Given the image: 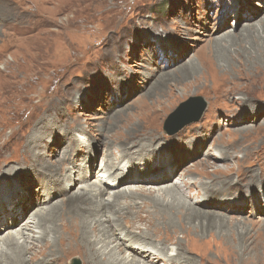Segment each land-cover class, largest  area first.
Masks as SVG:
<instances>
[{"label":"rangeland","instance_id":"374dc122","mask_svg":"<svg viewBox=\"0 0 264 264\" xmlns=\"http://www.w3.org/2000/svg\"><path fill=\"white\" fill-rule=\"evenodd\" d=\"M257 31L261 38L246 37ZM260 57L264 0H0V225L28 203L33 211L22 223L39 209L56 211L48 235L60 250L51 253L45 239L26 236L28 263L57 255L61 264H86L89 253L70 249L68 230L74 216L94 205L69 199L85 174L90 185L108 186L109 173L100 175L111 155L134 179L151 170L175 174L158 185L107 188L103 200L130 189L147 195L165 185L186 189L184 181L218 190L204 206L184 198L214 217L196 220L186 236L178 222L179 233L153 222L149 234L167 256L179 248V264H264ZM191 97L203 98V113L174 130L196 108L168 125L169 117ZM138 198L129 199L131 212L103 214L101 227L129 222L134 232H141L132 228L138 224L148 233L152 209H142ZM10 231L16 232H0V241ZM152 258L142 260L166 262Z\"/></svg>","mask_w":264,"mask_h":264},{"label":"bare ground","instance_id":"6f19581e","mask_svg":"<svg viewBox=\"0 0 264 264\" xmlns=\"http://www.w3.org/2000/svg\"><path fill=\"white\" fill-rule=\"evenodd\" d=\"M259 32L260 31H257L256 34L254 33V35H252V33L247 34L246 37L255 41V39L257 40L261 36ZM230 42H232L231 39H230ZM259 62L262 63V65H264V58L260 57ZM214 154L217 156L222 155V153L220 154L218 150H215ZM72 158H74V156ZM106 159H107V163L105 164L103 168V174H101L100 177L102 180H104L105 179L104 174L109 173L107 177L108 180L110 179L109 180L110 182H108L109 183L108 186L103 187L101 185H98L97 183L90 185L88 183L90 176H87L85 174L82 178V181L85 183V185L81 187L80 192L78 191L76 194H74L72 199H69V200H72L73 202L80 203V204L84 201V199H86L89 201V203L94 205L92 208L90 207V210L87 212V214L86 212H81V215H78L76 217L74 216L73 219L70 220L71 223H70L69 230H68V232L70 233L69 238H71L69 242L70 249H73V250L76 249L78 253H82V254L85 252H88L90 255V258L87 261L85 259L86 264H129L130 262L135 263V264L136 263L141 264L140 260L146 259L150 255H152L153 257L151 259L153 263L158 260L164 259L166 261L165 264H179L178 261L174 260V257L176 256V254L179 253L178 252L179 248H177L175 255L167 256L168 251H169L167 247H165L164 244L156 245L157 241L151 238L149 233L151 232V228H153L152 226L153 222L154 224L157 223L158 225H163L165 227L164 229H172L173 233H179V230L177 229V222H178L180 224L179 226H181V229H182L181 233H184L183 236H186L187 232L190 233L191 228H193L192 226L196 222V220L201 221L202 219H208V218L212 219L214 217L210 215V213L200 211L198 207H196V205L194 204L195 202L190 203L189 201H186L184 198L190 199L191 201H193V199L195 198H198L199 200L197 201L196 204L201 203V205L203 204L204 206V204H206L205 201L208 202V201L214 200L215 192H217L218 190L215 187H213V184H210L209 186L202 188V186H200L201 184L200 185L197 184L199 186L198 187L197 185H194L193 183H188L184 181V188L186 189H183L181 185H178V184L174 186L165 185V187L163 186L161 188H158L156 189V191L153 190L149 192L148 195L147 193L141 190L139 191L136 189H132V190L130 189V190L118 191V193L114 192L113 195L110 196L112 197L111 199L103 200L101 196L107 193L108 191L107 188L111 190H115L116 188L122 187L123 185H130L135 182L141 185L142 184L158 185L160 183L169 181L170 177L175 174L173 170L171 171L168 170L166 172L162 170V171H158L156 174L154 173V171L151 170V171H147L143 173L141 172L136 173L135 176H138V178L134 179V178H131L133 174L129 175L131 174V171L130 173H127L126 170L124 172H123V169L120 171L118 170L119 167L116 164V162L112 160L111 155H108V158L106 157ZM67 166L69 167V165ZM215 167L205 164L203 169L205 170L207 168H212L214 173H218L219 169H216ZM154 175H156L157 178L151 179V177H154ZM222 187H223V184L220 185L218 189H221ZM156 192H159L160 195L159 194H157L158 196L155 195ZM140 195L141 197H144V198H141V199L138 198V196ZM130 198L140 199L141 201L140 204H141L142 209H146L148 207L152 209L146 212V216L149 217L150 220L152 221L150 222L149 220V224H148L149 226L147 228L150 231L145 234V232L142 231L143 227L137 226L138 225L137 224V225H134L132 228L136 229L137 231L141 229V232L138 234L134 232V230H131L129 228V225L131 224L129 222L126 223L125 225H122L120 223H117V224L114 223L115 228L113 229H111L107 224H106L107 226H104L105 225L104 224L103 225L104 227H101L103 223V220H102L103 214H106L107 216V213L117 214L119 211L125 212V210L131 212L132 206L129 202ZM145 198H150L151 202L147 201V199ZM123 199H125L126 201L122 205L120 201ZM207 206L210 207L209 203ZM30 207L31 205H29L28 203L27 210H22L21 214H19L20 215L19 217L13 216L9 224L7 221V224L2 223L0 225V232H3L4 230H7V229H12V227L16 231L15 233H12L10 231L11 233L7 234L4 237V239L0 241V264L3 261H6V264H29L28 260L25 257L32 248H29L26 245L28 242L26 239V236L27 238L28 237L30 238L37 234L39 239H45L44 244L46 245V248H50V247L52 248L51 253H54L60 250L59 248L55 247L57 246V244L55 243V240L49 239L50 237L48 235V231L50 230L53 231L54 229L55 225L53 224L55 221L56 211L53 210L51 212L47 211V213H42L40 211L42 209H39V212H36L35 214H33L32 216L33 220H30L26 223H22L23 222L22 220L24 219V217L28 213L33 211V210H30ZM114 220H116V218ZM110 221L112 220H109L108 222ZM132 221L136 222V220H132ZM204 226H206V224ZM98 231L100 232L99 233L100 240H97L98 237L96 235V232ZM105 236H107V242L103 240V237ZM126 240H128V243H126ZM99 244H102L101 247L96 248ZM151 248L156 249L157 253L156 252H155L156 254L153 253L155 250ZM147 249H150V251ZM121 251H123L124 253H128V255L121 258L120 257V255L122 254ZM57 253L58 252H56V254ZM53 257L55 258L50 257L49 260H46V261L41 260L39 261L40 263H37V264H56L54 261H57V264H61L62 260L58 258L57 255ZM142 262L144 263L143 260Z\"/></svg>","mask_w":264,"mask_h":264},{"label":"water","instance_id":"95a60500","mask_svg":"<svg viewBox=\"0 0 264 264\" xmlns=\"http://www.w3.org/2000/svg\"><path fill=\"white\" fill-rule=\"evenodd\" d=\"M190 106H195L196 109H195L194 113L187 120H185L182 124H180V126L177 125L174 130H177V129L181 128L183 125L191 123L193 120L198 119L205 109V102H204L202 97H191V98H189L186 102L182 103L179 106V108L175 111V113H173L169 117L168 125L170 124V122L172 120H174V118L176 116L179 117L182 114H184L183 110L190 107ZM168 128H169V126H168ZM73 264H81V263L78 259H74Z\"/></svg>","mask_w":264,"mask_h":264}]
</instances>
